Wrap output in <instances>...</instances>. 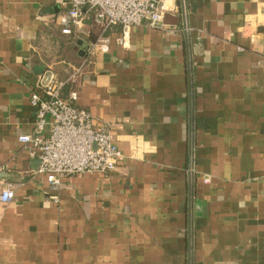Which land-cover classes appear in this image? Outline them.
<instances>
[{"label":"crops","instance_id":"1","mask_svg":"<svg viewBox=\"0 0 264 264\" xmlns=\"http://www.w3.org/2000/svg\"><path fill=\"white\" fill-rule=\"evenodd\" d=\"M167 3L166 28L118 26L125 45L90 63L99 28L63 34L68 0H0V264H264V0ZM79 66L63 96L125 158L54 188L17 137L45 69Z\"/></svg>","mask_w":264,"mask_h":264},{"label":"built area","instance_id":"2","mask_svg":"<svg viewBox=\"0 0 264 264\" xmlns=\"http://www.w3.org/2000/svg\"><path fill=\"white\" fill-rule=\"evenodd\" d=\"M68 3V9L58 17L63 34L76 31L88 16L99 28L96 39L85 43V60L90 63L97 54L110 51L112 43L125 45V31L115 36L114 28L127 29L144 23L166 28L164 18L172 10L167 0H68ZM81 69L82 66L73 67L74 72L65 80L57 78L50 67L43 72L37 88L30 93L36 115L35 131L17 137L39 158L36 172L44 175L54 188L61 185L63 176L107 175L117 170L125 158L108 123L97 120L88 109L75 103L78 92L72 90L67 98L63 96L64 88ZM39 131H47V135ZM204 181L208 182L209 178ZM14 197V185L4 182L0 202H10Z\"/></svg>","mask_w":264,"mask_h":264},{"label":"water","instance_id":"3","mask_svg":"<svg viewBox=\"0 0 264 264\" xmlns=\"http://www.w3.org/2000/svg\"><path fill=\"white\" fill-rule=\"evenodd\" d=\"M85 51L84 50H81L79 53L81 54V55H83V53H84ZM47 69V68H46ZM45 69V70H46ZM44 71V70H43ZM38 73V72H37ZM39 74H40V72H39ZM78 99H79V93H77V98H76V101H75V103L78 105Z\"/></svg>","mask_w":264,"mask_h":264}]
</instances>
